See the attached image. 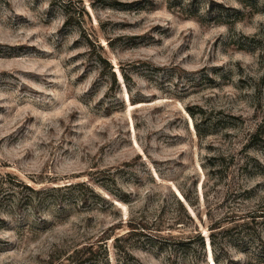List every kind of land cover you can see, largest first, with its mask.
<instances>
[{
    "label": "rangeland",
    "instance_id": "1",
    "mask_svg": "<svg viewBox=\"0 0 264 264\" xmlns=\"http://www.w3.org/2000/svg\"><path fill=\"white\" fill-rule=\"evenodd\" d=\"M6 172L0 264H264V0H0Z\"/></svg>",
    "mask_w": 264,
    "mask_h": 264
},
{
    "label": "trees",
    "instance_id": "2",
    "mask_svg": "<svg viewBox=\"0 0 264 264\" xmlns=\"http://www.w3.org/2000/svg\"><path fill=\"white\" fill-rule=\"evenodd\" d=\"M70 185L71 184H67L65 186H70ZM75 185H80V184L75 183ZM8 187H11V189H8L7 192L5 193L4 189ZM0 191H4V194H7V196H10V198H12L11 200L14 206H18L19 204L29 206L31 204V200L35 196H38L40 193H42V191L44 190L35 189L32 186L23 182L22 180L6 172L5 174L2 175L0 174ZM180 206L182 207L181 204ZM255 217L260 218V220H264L263 205H259V209H256V215L249 216L248 220L245 223H249L253 221ZM129 225L131 226V224ZM114 239H118V238L115 237ZM259 241L261 242L260 243L261 245H264V243L260 239ZM209 243L211 244V241H209ZM96 245H94L93 243H86L79 247H74L65 253L66 255L64 257V261H66V263L69 264H90L91 262L92 264H94L93 255L98 251V248L100 247V244H96ZM202 246L203 243L201 240L200 247L202 248ZM214 260L216 262L215 257Z\"/></svg>",
    "mask_w": 264,
    "mask_h": 264
},
{
    "label": "bare ground",
    "instance_id": "3",
    "mask_svg": "<svg viewBox=\"0 0 264 264\" xmlns=\"http://www.w3.org/2000/svg\"><path fill=\"white\" fill-rule=\"evenodd\" d=\"M179 195V194H178ZM179 197H180V195H179Z\"/></svg>",
    "mask_w": 264,
    "mask_h": 264
}]
</instances>
